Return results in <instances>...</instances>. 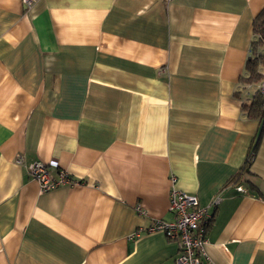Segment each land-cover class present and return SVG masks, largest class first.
I'll return each instance as SVG.
<instances>
[{"label":"crops","instance_id":"1","mask_svg":"<svg viewBox=\"0 0 264 264\" xmlns=\"http://www.w3.org/2000/svg\"><path fill=\"white\" fill-rule=\"evenodd\" d=\"M30 1L0 0V264H174L162 232L133 236L172 219V188L219 198L207 264H264L240 84L264 0ZM34 162L74 184L41 192Z\"/></svg>","mask_w":264,"mask_h":264},{"label":"built area","instance_id":"2","mask_svg":"<svg viewBox=\"0 0 264 264\" xmlns=\"http://www.w3.org/2000/svg\"><path fill=\"white\" fill-rule=\"evenodd\" d=\"M27 6L30 0H23ZM260 92L264 91V80L258 85ZM17 164L21 159L16 160ZM29 176L35 180L41 192L48 191L63 185L74 184L69 175L59 170L53 178L48 167L41 162H34L27 167ZM173 181V180H172ZM219 202L214 197L208 206H200L198 199L175 189L169 193L168 211L172 215L170 221L154 220L146 228H140L133 234L134 237L142 233L162 232L165 238L177 244L178 253L174 264H207L204 251L206 245V228L210 220L209 210L214 209Z\"/></svg>","mask_w":264,"mask_h":264},{"label":"trees","instance_id":"3","mask_svg":"<svg viewBox=\"0 0 264 264\" xmlns=\"http://www.w3.org/2000/svg\"><path fill=\"white\" fill-rule=\"evenodd\" d=\"M253 40L250 43L249 55L244 65L240 84L244 87L255 86L249 104L241 107L247 119L264 122V91L260 92L258 85L264 80V7L252 21ZM251 150L246 158L248 165L253 157Z\"/></svg>","mask_w":264,"mask_h":264}]
</instances>
